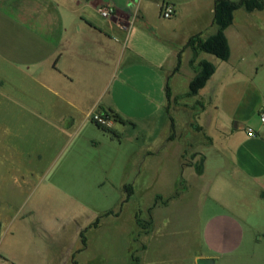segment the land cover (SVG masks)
<instances>
[{"label": "crops", "instance_id": "obj_1", "mask_svg": "<svg viewBox=\"0 0 264 264\" xmlns=\"http://www.w3.org/2000/svg\"><path fill=\"white\" fill-rule=\"evenodd\" d=\"M214 1L0 0V79L8 75L13 83L9 96L0 94V109H11L14 119L29 116L30 123L61 124L65 129L78 124L80 130L86 125L90 136L75 140L67 134L64 141L63 148L73 150L71 154L79 151L80 156H95L103 147L115 145L117 140L91 121L111 110L127 123L112 125L119 141L110 150L109 161L120 164L115 158L122 153L126 157L121 148L126 140L136 145L134 163L130 155V161L120 165L121 187L130 190V197L124 201L123 191L119 204L134 199L133 186L143 170L151 174L148 183L144 181L147 187L157 183L171 190L168 195L154 194V200H167L153 204L154 219L160 217L162 225L146 237L138 264H151V242H158V254L168 255L155 264H196L198 258H210L213 264H264V124L258 119L264 107V10L234 11L224 31L229 47L226 61L198 52L190 64L192 50L183 47L196 34L204 39L214 33ZM164 5L171 6L172 17L161 16ZM105 7L112 10L108 17L99 14V8ZM203 60L215 70L198 94L190 97L197 106L188 127L204 141L199 139L198 150L185 161L182 156L191 139L181 138L165 90L169 89L171 99L181 91L185 94L194 68ZM247 128L255 136L249 137ZM86 162L64 166L65 173H79L67 179L84 182V174L93 173L96 163L89 157ZM181 181L183 189L175 196ZM186 199L188 207L182 211L179 206ZM1 204L5 206L3 200ZM173 209L194 222L192 243L190 238L173 245L165 240V235H180L175 230L165 233ZM109 211L112 214L105 215ZM120 212L117 208L104 211L94 221L91 218L85 229L78 225L80 242V233L94 231L99 218L117 221ZM33 214L17 215L8 230L0 222V264H87L85 255L95 252L93 246L81 243L67 250L64 258L55 248L60 241L57 227L49 229L40 219L34 220V229H26L30 250L19 244L20 221L27 225L23 217ZM139 214L129 235L132 242ZM183 235L191 236L187 230ZM6 237L11 254L4 252ZM190 245L197 246L192 256ZM128 249L124 264H136L128 259Z\"/></svg>", "mask_w": 264, "mask_h": 264}, {"label": "rangeland", "instance_id": "obj_2", "mask_svg": "<svg viewBox=\"0 0 264 264\" xmlns=\"http://www.w3.org/2000/svg\"><path fill=\"white\" fill-rule=\"evenodd\" d=\"M7 78H10V81ZM0 81H3L4 85L3 89L0 88L1 91L4 90L0 94L5 93L9 96L13 86L11 76L6 75V78L0 79ZM183 81L184 78H182ZM183 88L181 84L178 87L179 91ZM183 93L184 91H181L178 93V97L172 98L168 108L172 117H175L176 121L180 123L181 138L191 139L186 147L184 157L185 161H188L195 149L198 150L199 147L196 144L199 143V139L200 143L204 140L201 136H194L188 127L191 119L194 120L193 112L196 111L197 104L193 98L183 97ZM10 111L12 112L11 109H0V222L2 228L5 227L8 230L14 227L12 221L16 219L17 215L24 216V213L33 211L32 216L23 217L27 225L22 224L24 221H20L21 225L19 226L22 228L19 232L21 235L19 244H24L27 250H30L32 244L26 229L28 227L34 229V220L40 219L41 223L47 225L49 229L57 227L55 232L60 241L57 242L55 248L58 251L61 249L65 258L67 250L81 245L77 237L78 225L85 229L88 225L86 223L91 218L94 221L102 212L117 208L121 211L117 221L109 217L99 218V226L94 231L86 230L84 234L86 244L93 246L95 252L87 253L84 262L87 264H124L126 250L129 248L128 259L130 256L132 262L138 264L140 255L147 246L146 237L154 234L156 225L157 228L162 225L160 217L154 219L153 209L156 205L153 204L164 203L167 200L163 201L161 198L154 200V194L159 192L168 195L171 190L168 189V186H164L165 189L161 188L157 183L153 188L147 187L151 174H147L143 170L133 186L134 199L123 205L119 204L121 197L124 196L121 187L124 176L119 171L120 165L123 166L122 161H130V155H132V163L137 159L135 143H129L126 140L122 144L121 148L126 153V157L122 153L121 158H115L116 161L121 160L120 164L111 163L108 157L113 146L116 148V143L118 144L116 140L115 145L103 147L95 156L85 153L80 156L79 151L71 154L70 151L73 150L69 151L66 147L63 148L67 134L75 140L88 137L90 134L87 132L86 125L80 130L78 124L65 129L66 127L61 124L30 123L26 120V117L29 116L22 114L14 119ZM88 157L96 162L93 167L94 172L84 174L86 176L84 182H82V178L78 183L67 179L74 178L79 173H65L64 166L87 163ZM125 175L127 177L128 174ZM87 177H90L91 180H88ZM186 177H188L187 174ZM100 179L104 183L101 182V185L97 186L98 183L95 182ZM104 179L107 181L105 182ZM178 188L176 191H180ZM2 200L5 206L1 204ZM188 202L189 199H186L180 204L179 207L182 208V211L184 206L188 207ZM9 204L13 206H9ZM13 207H18L19 211L13 210ZM137 213H140L137 218L143 220L145 227L136 230L132 242L129 240V235L132 233ZM168 213L170 214L171 211ZM170 215L173 220L168 222L165 233L175 230L180 235L174 238L165 235V240L171 241L170 244L173 245L175 242L183 243L186 238H190V243H192L195 237L194 222L188 221L184 215L175 210ZM160 216L164 218L163 213ZM44 228L48 229L46 226ZM184 230H187L191 236L185 237ZM13 232L17 236V231ZM155 241L160 240L155 239ZM157 245L158 242H151L149 246L148 258L151 264L157 263L159 258L162 260L166 255L162 254V256L157 253ZM4 248V252L11 254L12 244L8 242L7 237ZM195 249L197 246L190 245L189 254L191 256ZM158 264H164V262ZM189 264L193 263L189 262Z\"/></svg>", "mask_w": 264, "mask_h": 264}, {"label": "trees", "instance_id": "obj_3", "mask_svg": "<svg viewBox=\"0 0 264 264\" xmlns=\"http://www.w3.org/2000/svg\"><path fill=\"white\" fill-rule=\"evenodd\" d=\"M237 9H243L247 12H252L256 10H264V0H215L213 6V18L212 25L215 28V31L212 35L202 39L200 38V34H196L190 37L187 43L183 48H190L193 53V58L190 61V64L193 63V59L198 52H204L210 54L220 61H226L229 57V47L224 35L225 29L231 25L233 19V13ZM195 76L188 84V90L184 94L183 97H193L196 96L200 89H202L209 79V77L214 73L215 67L213 64L208 61H200L197 66L194 68ZM166 99L168 102L171 100V95L169 89L166 87L165 90ZM111 116L113 122L126 125V121L121 118L118 114L109 110L106 116ZM91 121L101 130L103 133L108 134L111 139H116L119 141V134H117L112 127L103 126L97 123L94 119ZM173 136H170L169 139H172ZM182 156V160H183ZM183 181L180 182L179 190L176 191V195H178L183 189L182 185ZM125 200L130 197V190L128 188H124ZM112 214V211L107 212L105 215ZM117 214V213H116ZM115 214V215H116ZM104 215V216H105ZM98 219L93 223V225H97ZM144 222L138 218L137 224L140 229H143L145 225ZM80 239L83 246L86 245L85 236L83 232L80 233Z\"/></svg>", "mask_w": 264, "mask_h": 264}, {"label": "built area", "instance_id": "obj_4", "mask_svg": "<svg viewBox=\"0 0 264 264\" xmlns=\"http://www.w3.org/2000/svg\"><path fill=\"white\" fill-rule=\"evenodd\" d=\"M111 9L108 8V7H105V8H99V14L102 16V17H108L110 14H111ZM161 16L163 18H170L172 17V15L174 14V11L172 10L171 6L169 5H164L162 6V9H161ZM92 119H94L97 123L103 125V126H108V127H112L113 125V119L111 118V116H106L104 114H96L95 116L92 117ZM258 119H259V122L261 124H264V107H262L260 109V112L258 114ZM246 134L249 136V137H253L255 136V133L254 131L251 129V128H247L246 129Z\"/></svg>", "mask_w": 264, "mask_h": 264}, {"label": "water", "instance_id": "obj_5", "mask_svg": "<svg viewBox=\"0 0 264 264\" xmlns=\"http://www.w3.org/2000/svg\"><path fill=\"white\" fill-rule=\"evenodd\" d=\"M195 262L196 264H213V260L210 258H198Z\"/></svg>", "mask_w": 264, "mask_h": 264}]
</instances>
